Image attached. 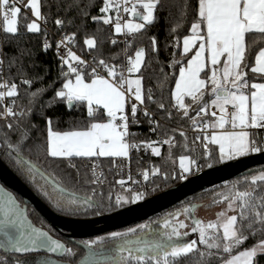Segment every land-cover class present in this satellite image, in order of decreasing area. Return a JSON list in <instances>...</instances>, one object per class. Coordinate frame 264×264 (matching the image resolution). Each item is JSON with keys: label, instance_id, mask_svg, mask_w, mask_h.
I'll list each match as a JSON object with an SVG mask.
<instances>
[{"label": "snow or ice", "instance_id": "obj_1", "mask_svg": "<svg viewBox=\"0 0 264 264\" xmlns=\"http://www.w3.org/2000/svg\"><path fill=\"white\" fill-rule=\"evenodd\" d=\"M80 3L81 0H73L68 8H80ZM95 3L96 0H89L80 9V14L87 18ZM27 6L37 18L26 25L27 32L41 33L37 20L43 19L46 23L47 18L42 17L40 0H28ZM189 6L188 0H183L180 5L182 18L186 17ZM163 8V0H103L100 14L91 16V20L111 27L117 35H123L126 38L124 43L130 48L133 45L128 38L135 41L137 35L146 32L158 21L157 13ZM20 12L16 0H0V18L5 34L19 35ZM195 12L196 19L191 23L190 33L182 40L181 55L188 57L191 54L190 58L186 63L178 61L173 53L170 65L173 68L180 65L175 88L171 92L174 104L169 108L160 102L158 109L166 114L167 119L172 118V110L175 109L182 118L191 121L193 129L199 130L195 141L200 142L202 158L207 161L223 163L253 153H264V138L253 131L264 130V47L259 48L254 65L250 66L246 42V37L250 36L264 41V0H197ZM74 23V19L67 21L69 25ZM55 24L63 28L65 21L56 19ZM180 26L177 24L171 28L170 33H176ZM76 35L75 32L66 35L56 44L60 60L59 88L53 81L31 91L34 83L43 82L47 70L44 75L29 77L22 61L24 50L20 56L10 57L9 71L20 62V83L29 89L30 106L17 109L19 85L15 78L0 80V120L4 121L0 126V151L55 208L87 212L100 207L94 197L103 196V193H97L95 187H92L90 195L70 190L55 170H49L53 165L59 167L60 162L67 161L69 167L75 168L71 163L74 157L128 158L132 150H139L141 146L150 148L154 156L161 157V147L156 145H168V159L171 160L175 130L165 139L139 143L133 140L135 134L129 130L132 125L139 124L141 113L153 133L161 128L155 114L150 113L146 105V101H156L152 90L146 92L143 86L144 47L136 48L134 56H126L125 75L124 67L116 63L94 56L93 63L89 64L77 55L68 47ZM44 36L42 48L47 52L52 45L46 33ZM118 42L117 39L111 40L112 45ZM150 43L153 53L158 55L157 38L150 37ZM84 44L89 51H94L98 49L99 42L95 35H86ZM173 46L180 47L179 36ZM61 47L66 49L64 55H60ZM3 66L4 60L0 56V76ZM31 67L38 65L33 63ZM50 90L54 91L51 100L40 105L39 115L45 121L41 127L32 122V116L37 101ZM60 103L66 104L69 110L76 106L84 107L88 122L83 126L73 125L68 130H56L53 118L47 116L43 109ZM212 109L218 110L219 115ZM192 112H195L194 116ZM209 116L212 119H207ZM179 135L187 141L185 132L180 131ZM184 147L187 149L188 144L185 143ZM41 152L47 167L40 162ZM34 155L36 159H33ZM179 159L181 171L173 179L187 180L201 169L200 162L189 155H181ZM207 166L212 167V163ZM158 174H161V169L156 166L140 172L145 182ZM100 176L93 166L92 179L88 183L93 186L100 184ZM163 177L168 179L166 173ZM118 183L123 187L126 181L121 179ZM239 183L231 185L227 193L216 194L219 198H214L213 203L227 204L225 210L217 213L216 220L206 222L196 217L199 205L190 203L162 219L81 241L87 252L78 264H181L192 254H198V264H212L213 260L219 264H261L264 259V169L244 177L243 183L247 185L244 190H240ZM225 187H228L227 183ZM146 195V191H134L128 187L124 194L115 195L114 202L109 194L108 207L119 208L136 203ZM229 212L233 214L229 215ZM188 220L190 224L186 222ZM154 224L157 227H153ZM189 229L191 233H198V240L186 239L190 235ZM249 240L253 241L250 245L247 244ZM107 241L113 243L106 249ZM0 249L3 250L0 264H69V261L52 257L71 258L76 255L75 250L55 238L50 229L36 227L29 219L27 206L22 207L16 195L2 184ZM40 253L47 255H36Z\"/></svg>", "mask_w": 264, "mask_h": 264}, {"label": "trees", "instance_id": "obj_2", "mask_svg": "<svg viewBox=\"0 0 264 264\" xmlns=\"http://www.w3.org/2000/svg\"><path fill=\"white\" fill-rule=\"evenodd\" d=\"M89 0H81L80 8L73 7L71 9L68 8V5L73 3V0H40L41 5V13L42 17L47 18V22L43 21L41 24V33H29L27 32L26 25L31 21L32 16L26 11L22 10L18 16L19 20V35H10L5 34L3 32V25L0 20V52H2L4 59V68H3V76L5 79L15 78V82L19 85V95L16 99V107L17 109L25 108L27 109L29 105V89L27 86L20 83V75L18 73V68L20 66V62L18 61L15 66L11 68L9 71V59L11 56L16 55L20 56L21 50H24V55L22 57L24 69L27 71L29 77H33L37 74L44 75L45 70H47V75L45 76L42 83L37 82L34 83L31 87V91H35L41 87H45L50 85L53 81H56L55 87L59 88L61 86V82L57 79L60 71V60L57 58L55 54V35L47 32L45 27H50L52 30L59 32V30H66L70 32H75L76 35V43L79 49L89 50L87 46L84 44V39L86 35H95L98 39V49L92 51L97 59L103 58L110 63H122L125 55L133 56L136 48L144 47L146 49V65L142 70L143 75V86L145 91L148 89L152 90L153 97L156 103H151L146 101L147 108L155 114V118L160 122L161 128L157 130V132L153 133L150 131V125L147 122L146 118L143 117L142 113L139 114L138 119L140 120V125H132V133H134L133 140H146L152 141L161 136L162 138H167L168 136L173 135V130H175L174 136V144L175 146L172 148V159H168L169 147L168 145L161 146V157H156L153 154H144L142 150H135L132 152V164L134 168L143 170L146 168V163H149L147 167L151 169L153 166L159 167L161 169V174L152 176L149 181H147L146 189L148 185H154L153 190H146L147 195L145 198L160 192L161 190L172 186L181 180L179 178L173 179L174 175H178L177 171H173L174 167L179 168L178 166V158L181 155H189L200 162L201 168L205 169L208 167V163L217 164L214 161H207L202 158L203 149L200 145V142L195 141L193 135L191 133L185 132L187 136V141H185L184 137L179 135V132L182 131L181 127H187L190 124V120L186 118H182L181 115L173 109V116L171 119H167L166 114L158 109V104L163 102L166 106L171 108L173 105V100L171 98V92L174 90L175 79L179 73V64L173 68L171 67V61L173 59V53H175L176 60H183L186 63V60L190 58L183 57L182 53V40L183 36L188 35L190 33L191 23L196 19L195 8L197 6V0H188L189 7L187 9L186 17L182 18L180 14V5L183 3V0H163L164 8L163 10L158 11V21L154 23L151 27L148 28L146 32H143L136 36L135 41H132V47L124 46L120 43L116 45L111 44V38L113 37V29L109 26H104L103 24H96L91 20V16L99 15V7L102 6L103 0H96L95 6L90 9V14L87 18H84L80 14V9L84 8L87 5ZM26 17V18H25ZM63 19L65 21V26L60 28L59 30L56 27L55 20ZM70 19H74L75 23L72 25L67 24V21ZM83 24V26H82ZM177 24L181 25L176 33H170V29L175 27ZM101 29V31H97V29ZM44 33L47 34V40L51 43V47L45 52L42 48V45L45 40ZM155 36L158 41L159 54L153 53L150 37ZM180 38V47L176 48L173 46V42L176 37ZM256 43H253V41ZM247 46L249 48V56L248 63L250 66L254 64L255 55L259 51L260 47H264V41H259L257 37L250 36L246 37ZM194 52V50H193ZM193 54V53H192ZM112 57H116L115 60ZM35 63L38 67L33 68L31 65ZM66 70V66H65ZM249 76L251 78L252 74L249 68ZM140 75V74H138ZM258 82V81H256ZM54 95V91H48L43 97H41L36 104L35 114L32 116V122L38 123L41 127L44 126L45 121L39 115L41 108L40 105L44 104L46 101H50L52 96ZM187 102V101H186ZM44 113L47 116H51L54 121V126L56 130H68L73 125L83 126L85 125L87 120L86 109L82 106H76L69 110L64 103H60L53 108H44ZM195 114V112H192ZM102 120L103 117L101 116ZM208 119H212L211 116ZM4 123L3 120H0V126ZM184 132V131H183ZM35 135V134H34ZM195 141V142H194ZM185 143L188 144V148L184 147ZM142 147V146H141ZM0 155L2 159L25 181L26 179L17 171L15 166L3 155V152L0 151ZM33 159H36V156H33ZM89 158H79L74 157L71 160L72 164H75V168H71L68 166L67 161H62L59 164V167L55 165L52 166L49 170H55L56 174L63 180L64 184L71 190H75L80 194H91L92 187L96 188L97 193L102 192L103 196L96 195L94 199L100 205V207L96 209L89 210L85 213V211H71L65 212L67 215L75 216V217H88L93 216L97 213L105 214L109 212H113L122 207H108L107 197L109 194L114 197L117 191H120L121 194H124V190L120 189L116 184V179L112 169L113 158L112 157H99L93 158L98 159L104 168L107 171L108 182L105 186L101 187L99 190L94 185H90L88 183L91 180V176L89 173V169L87 167V160ZM40 162L47 164L44 161L43 153L40 154ZM264 169L262 166L259 169H255L248 173H245L242 176H238L226 182L214 185L209 187L203 191H200L190 198L182 201L181 203L151 217L148 220L155 219L162 214H165L172 210L182 209L190 203H193L194 200L200 197H210L214 196L216 193L222 191L227 193L231 188V185L235 184L239 181L240 190H244L247 188V185L243 183V179L245 176H250L252 174H256L259 170ZM79 173V176H77ZM166 173L168 179H164L163 174ZM27 182V181H26ZM28 183V182H27ZM227 183L228 187H225ZM29 184V183H28ZM158 185H160L158 187ZM44 198V197H43ZM44 200L50 205L45 198ZM129 204L124 205L123 207ZM53 207V206H52ZM54 208V207H53ZM93 210H97L93 213ZM84 212V213H83ZM89 213V214H88ZM29 215L33 219V221L41 225L48 230L50 229L52 234L61 237L64 239L57 231H55L40 215L39 213L32 207H29ZM148 220H145L147 222ZM144 222V221H143ZM126 228L120 229L124 230ZM118 230V231H120ZM108 233L102 234L100 236H106ZM98 237V236H97ZM96 237H93V239ZM91 239V238H89ZM65 240V239H64ZM69 247L73 248L76 252L74 257H62V260L69 261V263L77 264L78 261L82 258L85 253V250L79 247L78 245L65 240ZM253 241L249 240L247 242L248 245L252 244ZM201 248L203 246H200ZM3 254V251L0 250V255ZM199 256L198 254L189 255L186 259L181 261V264H198ZM264 263V259L261 260V264ZM212 264H219L217 260H213Z\"/></svg>", "mask_w": 264, "mask_h": 264}, {"label": "water", "instance_id": "obj_3", "mask_svg": "<svg viewBox=\"0 0 264 264\" xmlns=\"http://www.w3.org/2000/svg\"><path fill=\"white\" fill-rule=\"evenodd\" d=\"M262 166H264V153H253L231 161L213 164L212 167H206L200 172L189 176L187 180H181L141 201L131 203L113 212L99 214L94 217H75L57 211L20 177L2 159L1 155L0 184L12 191L21 202V206H27L28 212L29 207L34 208L65 240L80 246L85 250L86 254L87 249L80 243L82 239L97 237L108 232L117 231L141 223L181 203L200 191L242 176ZM29 219L32 220L36 227H43L36 224L30 215ZM43 228L48 230L45 227ZM52 235L66 243L61 237L54 234ZM0 250L3 251L2 249ZM36 255L45 256L47 254L40 253ZM52 258L62 259V257L55 256Z\"/></svg>", "mask_w": 264, "mask_h": 264}, {"label": "built area", "instance_id": "obj_4", "mask_svg": "<svg viewBox=\"0 0 264 264\" xmlns=\"http://www.w3.org/2000/svg\"><path fill=\"white\" fill-rule=\"evenodd\" d=\"M27 5H28V0H16V6L20 7L21 11L24 10L27 13H29L32 16V18H33L34 16H33L32 12H31V9ZM125 18L127 19L129 17L125 16ZM0 20H1V24L3 25L2 18H0ZM38 21H39V24L41 25V24H43L44 20L43 19H38ZM56 27H57L58 30L60 29V27H58L57 25H56ZM45 28H46L47 32H50V33L55 35V54H56L57 58L59 59V56H58L57 50H56L57 42H59L62 39H64V37L66 35H71L73 32L66 31V30H61V31L59 30V32H57L55 30H52L48 26L45 27ZM112 39H117L119 41L118 43L126 46V44L124 43L126 38L123 35H117V34L114 33V35L111 38V40ZM128 39H129L130 42H132L130 37ZM68 47H70L73 51H75L77 55H79L82 59L86 60L89 64L93 63V57L95 56L94 53L92 51H89V50L79 49L77 47L76 39H75L74 42L69 43ZM65 53H66V49L64 47H61L60 55H64ZM0 56L3 57L2 52H0ZM126 56L127 55L124 56V60H123L122 63L117 64L118 66H123L124 67L125 75H127ZM3 68H4V66H3ZM88 71L90 72L91 69L89 68ZM101 74H104V73L101 72ZM4 79H5V77L3 76V73H2V76H0V80H4ZM8 102L9 101H6V103H8ZM173 104H174V101H173ZM212 110L217 111V116L219 115V111L218 110H216V109H212ZM148 111L150 113H152L149 109H148ZM229 111H231V109H229ZM192 115L194 116L195 114H192ZM140 124L141 123H140V120H139V124H136V125H140ZM149 129L151 131V126H150ZM180 129L182 131H184V132L191 133L193 135L194 139H195V137L197 135L200 134L199 130H194L193 129L191 121H190V124L187 127H181ZM129 130H130V132H132L131 127H130ZM253 131L256 132V134L259 137L264 138V130H253ZM161 139H164V138H162L161 136H158L157 139L152 140V141L161 140ZM135 142L139 143V142H147V141L146 140H135ZM197 142H199V141H197ZM140 150L144 151V154H150V153L152 154V151H151L150 148L146 149L144 146H142V147H140ZM133 151H135V150H132L130 152V156L128 158H121V157L113 158L112 169H113V173H114V176H115V179H116L117 186L120 189H123L124 191L128 187H131L134 191L153 190L154 189V185H152V184L148 185V188L146 189L147 182H145L143 180V176L140 175L141 170L134 168V166L132 164V152ZM86 164H87V167L89 169V173H90L91 179H92L93 166H95V172H96V174L98 176H100L101 173L103 174L102 176H100L101 183L95 185L97 187V189L99 190L101 187L105 186V184L108 182L107 171H106V169L104 168V166L101 164V162L98 159H93V158L88 159ZM148 165H150V164L146 163V168L145 169H149V167H147ZM172 170L174 172L177 171L178 174L181 171L180 167L179 168L174 167ZM201 170H202V168L199 171L194 172L193 174H196V173L200 172ZM129 176H131V180H129ZM151 177L152 176H150V178ZM121 179L126 181V183H125V185L123 187L118 183V181L121 180ZM133 181H139L140 183L139 184H135V183H133ZM159 186L160 185H158V187ZM116 194H121V193H120V191H117Z\"/></svg>", "mask_w": 264, "mask_h": 264}, {"label": "rangeland", "instance_id": "obj_5", "mask_svg": "<svg viewBox=\"0 0 264 264\" xmlns=\"http://www.w3.org/2000/svg\"><path fill=\"white\" fill-rule=\"evenodd\" d=\"M33 19H36V18H32L31 19V21L33 20ZM30 21V22H31ZM29 22V23H30ZM37 22L39 23V21L37 20ZM134 55H135V53H134ZM133 55V56H134ZM134 75H138V74H134ZM156 146H160L161 147V145H156ZM180 158V157H179ZM178 158V166L180 167V159ZM220 192H222V191H220ZM220 192H218V193H220ZM225 192V191H224ZM217 194V193H216ZM214 195V196H210V197H200V198H197L196 200H194L193 201V203H196V204H198L199 205V207L196 209V212H195V215H196V217H198V218H200V219H202L203 221H214V220H216V218H217V213H219L220 211H223V210H225L226 208H227V204L225 203V202H221V203H213V200H214V198H216V199H218L219 197H217V195ZM89 210H92V209H89ZM88 210V211H89ZM178 210H180V209H178ZM57 211H59V212H61V213H64L65 214V211H67V210H61V209H57ZM97 210H93V213L94 212H96ZM175 211H177V210H172V211H169V212H167V213H165V214H162L161 216H158V217H156L155 219H152V220H148L147 222H149V221H155V220H157V219H162L163 217H165L168 213H170V212H175ZM69 212H71V211H69ZM84 213V212H83ZM86 213V212H85ZM67 214V213H66ZM89 214V213H88ZM99 213H97V214H95V215H98ZM229 215H231V214H233L232 212H229L228 213ZM92 216V215H91ZM87 217V216H86ZM89 217V216H88ZM184 217H181V219H183ZM187 223H189L190 224V220H188V221H186ZM141 223H146L145 221L144 222H141ZM138 224H140V223H138ZM137 225V224H136ZM133 226H135V225H133ZM133 226H130V227H133ZM153 227H157V225H153ZM128 228V227H127ZM126 228V229H127ZM125 230V229H124ZM118 231V230H117ZM120 231H123V230H120ZM113 232V231H112ZM189 232H190V229H189ZM108 233H110V232H108ZM91 239H93V238H91ZM90 239V240H91ZM95 239V238H94ZM186 239H188V240H193V239H195V240H198V233H191L190 232V235L186 238ZM107 243V242H106ZM78 264V263H77Z\"/></svg>", "mask_w": 264, "mask_h": 264}, {"label": "flooded vegetation", "instance_id": "obj_6", "mask_svg": "<svg viewBox=\"0 0 264 264\" xmlns=\"http://www.w3.org/2000/svg\"><path fill=\"white\" fill-rule=\"evenodd\" d=\"M33 189H35L31 184H29ZM36 190V189H35ZM40 195V194H39ZM41 196V195H40ZM42 197V196H41ZM52 205V204H51ZM53 206V205H52ZM54 207V206H53ZM55 208V207H54ZM57 210V208H55ZM65 212H69V211H65ZM99 215V214H98ZM94 216H97V215H93V216H89V217H94ZM84 240H90V239H82V241ZM112 241H107V243L105 244V248H109L111 245H112ZM80 247V246H79ZM83 249V248H82ZM85 254V253H84Z\"/></svg>", "mask_w": 264, "mask_h": 264}, {"label": "crops", "instance_id": "obj_7", "mask_svg": "<svg viewBox=\"0 0 264 264\" xmlns=\"http://www.w3.org/2000/svg\"><path fill=\"white\" fill-rule=\"evenodd\" d=\"M40 10H41V5H40ZM42 14V13H41ZM113 15H114V13H113ZM34 18H36V17H34ZM113 33H114V29H113ZM193 54H194V52H193ZM254 62H255V60H254ZM254 65V64H253ZM259 82V81H258ZM174 88H175V86H174Z\"/></svg>", "mask_w": 264, "mask_h": 264}]
</instances>
